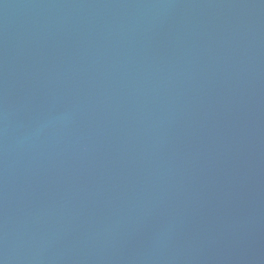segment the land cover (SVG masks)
<instances>
[{
	"label": "water",
	"instance_id": "water-1",
	"mask_svg": "<svg viewBox=\"0 0 264 264\" xmlns=\"http://www.w3.org/2000/svg\"><path fill=\"white\" fill-rule=\"evenodd\" d=\"M0 264H264V0H0Z\"/></svg>",
	"mask_w": 264,
	"mask_h": 264
}]
</instances>
